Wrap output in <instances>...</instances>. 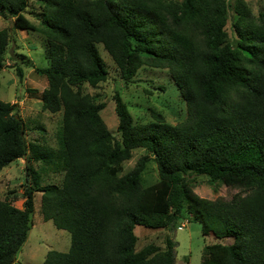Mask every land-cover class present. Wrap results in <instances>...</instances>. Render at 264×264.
<instances>
[{
	"label": "trees",
	"instance_id": "16d2710c",
	"mask_svg": "<svg viewBox=\"0 0 264 264\" xmlns=\"http://www.w3.org/2000/svg\"><path fill=\"white\" fill-rule=\"evenodd\" d=\"M28 1L0 0V12L15 30L45 41L48 67L36 73L47 81L42 110L61 113L58 146L28 143L15 105L0 101V171L27 159L62 179L39 186L27 167L32 186L23 208L0 201V264H14L28 238L35 192L43 221L70 235L69 250L48 252L42 264H175L172 238L163 250L148 245L136 252L134 230L177 225L182 200L203 236L231 240L205 246L201 264H264V9L253 15L235 0L234 48L225 0H40L38 26L25 17ZM8 42L0 31V70ZM97 45L124 84L142 70L165 71L185 102V119L171 125L151 110L152 121L136 123L115 94L114 136L101 117L105 104L83 92L108 80ZM138 149L147 155L121 174ZM150 160L158 181L144 187ZM196 177L210 184L233 177L245 194L203 200L189 186Z\"/></svg>",
	"mask_w": 264,
	"mask_h": 264
},
{
	"label": "rangeland",
	"instance_id": "374dc122",
	"mask_svg": "<svg viewBox=\"0 0 264 264\" xmlns=\"http://www.w3.org/2000/svg\"><path fill=\"white\" fill-rule=\"evenodd\" d=\"M225 1L230 6L225 28L228 35L227 41L235 48L237 38L231 28L235 19L232 9L235 0ZM244 1L253 15H257L258 11L264 9V0ZM41 9L40 0L28 1L25 17L34 26H38ZM2 30L8 32L9 42L3 67L0 70V101L15 105L14 114L24 123L25 138L28 143H40L56 149L61 127V113L50 114L42 110L41 93L47 87V81L45 77L36 73V69L48 67L45 59V41L37 33L15 30L13 19L0 12V31ZM97 49L106 64L108 80L97 88L84 86L83 92L90 96L98 95L99 101L105 104L101 117L114 136L118 123L114 111L115 94H119L126 103L136 123L152 121L151 110L161 113L165 121L171 125H176L185 119L187 114L185 102L178 94L175 85L169 81L165 71L142 70L127 85L119 80L117 68L102 46L97 45ZM17 70L21 71V78L18 77ZM160 87L165 88V91L159 90ZM144 155H147L144 150L133 151L132 158L122 164L121 174L130 171L137 160ZM27 167L39 175V186L60 185L62 175L52 168L27 159L18 160L0 171V201H10L14 207L23 208L26 192L32 186V175L27 171ZM145 167L141 184L147 187L158 181V175L153 160L148 161ZM189 186L196 196L209 202H228L245 194L237 179L233 177H226L223 181L214 184L208 183L205 177H196L190 181ZM33 204L32 226L14 264H42L48 252L66 253L70 247V235L67 231L57 229L52 221H43L41 193H34ZM179 207L181 210L179 221L171 228L150 230L135 227L136 252L148 245H154L163 250L166 237H170L176 243L175 264H201L205 246L214 243H231V240L218 241L211 234L203 236L201 225L191 221L186 213L185 200H182Z\"/></svg>",
	"mask_w": 264,
	"mask_h": 264
},
{
	"label": "water",
	"instance_id": "95a60500",
	"mask_svg": "<svg viewBox=\"0 0 264 264\" xmlns=\"http://www.w3.org/2000/svg\"><path fill=\"white\" fill-rule=\"evenodd\" d=\"M23 128V127H22Z\"/></svg>",
	"mask_w": 264,
	"mask_h": 264
}]
</instances>
